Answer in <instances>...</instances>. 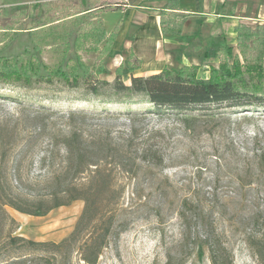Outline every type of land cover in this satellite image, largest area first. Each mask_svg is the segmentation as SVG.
Instances as JSON below:
<instances>
[{
  "label": "rangeland",
  "instance_id": "1",
  "mask_svg": "<svg viewBox=\"0 0 264 264\" xmlns=\"http://www.w3.org/2000/svg\"><path fill=\"white\" fill-rule=\"evenodd\" d=\"M84 1L97 3L98 16L83 13L89 9ZM127 2L0 0V63L6 60L22 75L42 64L50 75L63 71L68 78L92 75L108 83L98 84V95H93L82 81L70 88L57 77L51 85L29 87L0 82L4 194L19 207L33 210L50 195L47 180L73 178L65 173L64 139L75 131L99 143V166L112 188L90 197L98 205V223L83 235L97 236L109 227L95 264H210L206 248L196 245L198 232L204 231L196 221L197 208L223 233L233 264H261L249 244L264 238V109L156 114L144 99L114 93L117 74H123L124 85L136 70L143 68L141 75H149L148 60L162 50L159 43L155 51L159 25L147 23L139 31L126 13ZM164 9V14L180 15ZM99 18L106 33L101 39L93 33ZM243 23L239 25L251 31L264 27L251 19ZM115 28L112 43L108 38ZM227 40L211 44L205 39L200 48L177 47L173 52L165 48L172 61L164 67L173 72L190 67L185 73L204 80L215 78L220 66L234 58L244 67L249 62L245 57L255 54H240L243 45L237 48L236 34L230 44ZM222 47L231 48V57L219 51ZM34 49L39 59L32 56ZM135 59L139 68L128 73L137 65ZM260 63L264 65V53ZM144 148L151 154L143 156ZM118 152L125 155L122 160ZM83 208L84 202L76 200L32 216L7 207L12 221L0 229V261L28 254L36 257L35 264H47V259L54 264L45 253L12 252L3 242L11 236L58 244L72 233ZM78 247V242L72 243L57 262L85 264Z\"/></svg>",
  "mask_w": 264,
  "mask_h": 264
},
{
  "label": "trees",
  "instance_id": "2",
  "mask_svg": "<svg viewBox=\"0 0 264 264\" xmlns=\"http://www.w3.org/2000/svg\"><path fill=\"white\" fill-rule=\"evenodd\" d=\"M92 1V0H91ZM87 5V1H84ZM90 2V1H89ZM97 3H89L86 11L87 14L94 13L98 16V11L101 8L96 7ZM79 4H75L74 8ZM46 6V5H45ZM175 1L168 2L164 10H176ZM159 12V25L163 34L180 35L184 23L183 15H171L168 13ZM170 16L173 17L170 19ZM100 17V16H99ZM99 24L94 26V32H98L99 38L105 36V31L102 26V20L98 19ZM100 30V32H99ZM236 34L237 48L240 54L248 55L252 52V57L248 58L242 67L240 63L232 59L231 64L221 65L215 78L200 79L195 77V73L187 74L185 67L179 71L173 72L167 68H163L159 73L149 76H130V84L124 85L122 82V73L117 74L112 89L116 94L127 95L130 97H140L152 107L156 114L171 112L176 114H194V113H221L225 110L236 111L239 113L249 112L253 108L264 109V65L260 63L262 53H264V27L258 26L254 31L246 29L244 25H236L234 27ZM117 28L109 34L108 41L112 42L117 37ZM17 34V33H14ZM32 39V34L30 35ZM34 38V37H33ZM253 42L248 44L249 40ZM213 41L211 42V44ZM35 51V49H34ZM219 51H224L228 58L232 55L230 47H222ZM37 51L32 56L38 58ZM134 56V55H133ZM135 58V57H134ZM136 66L129 67L127 72L132 73L139 68V60ZM194 70L195 68L191 66ZM57 75V76H56ZM50 75L44 69V65L37 64L34 69H31L27 74L16 66H9L6 60L0 63V82L1 83H18L25 87L31 86L33 83L51 85L54 77L61 78L63 82L70 88H76L80 82L93 95H98V84L108 85L107 82L98 81L92 75H81L73 78H68L59 71V74ZM66 161L65 173L74 174L73 178H52L46 181L50 187L49 197L41 201L40 205L35 209H24L13 203V201L4 194L3 186L0 181V229L6 223L12 220L6 212V208H12L20 213L42 216L53 208L66 206L76 200L84 202V208L78 218L74 230L69 237L62 240L60 243L48 242H33L20 237L8 236L3 245L9 250L33 252H41L49 255L54 264H67L66 260L58 261L69 250L74 242H78L81 261L85 264H95L98 254L106 238L109 227L105 226L103 231L97 236L93 233L83 235L85 230L90 226L94 227L98 223L97 211L98 205L91 202L90 197L101 193H108L112 190L110 182L103 175V171L99 166L98 153L95 152L99 143L88 142L81 134L72 131L64 139ZM143 156H148L151 151L144 148L141 151ZM119 153V152H118ZM118 157L122 160L125 155L119 153ZM86 173L84 178L76 177L77 174ZM183 208L187 206V202L183 203ZM197 224L204 228L200 235L198 232L197 246H203L208 253L210 264H233L231 253L225 246L223 241V233L217 230L216 224L205 219L206 212L203 209L196 210ZM181 216H184L182 213ZM84 236V237H81ZM253 254L258 258L261 264H264V238L259 239L256 244H249ZM21 251V252H22ZM36 257L30 255L11 256L8 255L0 261V264H35ZM47 264H51L49 259Z\"/></svg>",
  "mask_w": 264,
  "mask_h": 264
},
{
  "label": "crops",
  "instance_id": "3",
  "mask_svg": "<svg viewBox=\"0 0 264 264\" xmlns=\"http://www.w3.org/2000/svg\"><path fill=\"white\" fill-rule=\"evenodd\" d=\"M171 1H175L177 5L174 13L182 14L185 19L181 34H163L160 30L155 51H158V42L162 44V50L160 54L156 52V56L153 55L152 59L148 60L151 62L146 68L149 75L159 73L165 65H168V62L172 61L166 55L165 48L173 52L177 47L179 49H185L188 46L200 48L205 39L208 43L221 38L232 41L235 38L234 27L244 24L245 19L255 20L256 24H264V0H130V3L128 1L126 4V13L131 14V24H134L139 31L146 29L147 23L156 28L160 22L159 12ZM228 40L227 43L230 44L231 41ZM137 58L141 60L142 65H145L146 61L141 59L142 56ZM182 59L187 61V58L182 57ZM141 70L143 68L133 72L132 76H143L140 73Z\"/></svg>",
  "mask_w": 264,
  "mask_h": 264
},
{
  "label": "bare ground",
  "instance_id": "4",
  "mask_svg": "<svg viewBox=\"0 0 264 264\" xmlns=\"http://www.w3.org/2000/svg\"><path fill=\"white\" fill-rule=\"evenodd\" d=\"M159 43H160V42H158V49H159Z\"/></svg>",
  "mask_w": 264,
  "mask_h": 264
}]
</instances>
